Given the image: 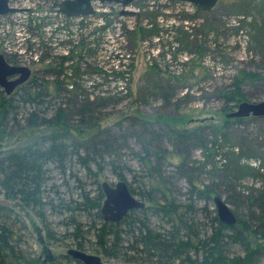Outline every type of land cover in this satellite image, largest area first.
I'll list each match as a JSON object with an SVG mask.
<instances>
[{
    "label": "rangeland",
    "instance_id": "1",
    "mask_svg": "<svg viewBox=\"0 0 264 264\" xmlns=\"http://www.w3.org/2000/svg\"><path fill=\"white\" fill-rule=\"evenodd\" d=\"M10 2L21 10L0 15V53L5 60L28 66L30 79H58L61 88L73 90L65 91L66 97L77 94L76 100L88 98L103 104L104 116L95 129L62 131L72 135L81 152L96 130L119 140L117 151L103 152L98 183L96 176L74 161L64 173L51 168L44 195L54 204L69 201L75 207L83 191L93 197L102 181L114 185L123 180L112 172L111 166L116 165L128 188H133L135 197L147 205L145 198L136 194L145 190L143 182L147 180L141 158L143 147L150 143L151 147L156 135L161 149H173L165 135L168 124L164 123L168 121L164 118L174 120V128L204 126L205 131L199 133L206 148L191 151L184 171L176 168V156L168 154L170 160L160 162L171 190L169 198L181 209L192 199L196 219L204 223L201 230L208 232L217 216L213 196L210 200L190 197L189 179L199 185L211 181L221 185L218 196L235 214L237 231L243 234L241 242H227L225 263L236 264L245 257L244 247H251L257 251L254 264H264V244L257 248L261 240L256 241L245 230L256 227V218L264 216L249 200L250 196H259L260 190L264 194V117L249 116L244 122H235L222 111L219 95L240 76V70H262L264 0H219L211 11L179 0H132L126 6L95 1L94 13L84 18L57 13L53 0ZM242 87L248 97L245 101L264 100L263 80L245 81ZM27 109L28 105H19L11 115V123L22 122ZM210 126L218 131L212 132ZM55 130L21 128L3 139L0 148L24 146ZM149 158L156 161L152 154ZM234 160L237 170L232 182L224 184L220 174L228 172ZM0 204L19 214L13 217V224L10 221L19 238L15 244L17 255L5 264H77L67 255L68 249H79L68 225L72 216L80 222L85 236L82 251L99 255L107 264H143L106 257L97 236L101 226L97 222L95 225L92 213L79 209L72 213L61 207L56 212L47 208L40 216L1 196ZM148 211L153 225H170Z\"/></svg>",
    "mask_w": 264,
    "mask_h": 264
},
{
    "label": "trees",
    "instance_id": "2",
    "mask_svg": "<svg viewBox=\"0 0 264 264\" xmlns=\"http://www.w3.org/2000/svg\"><path fill=\"white\" fill-rule=\"evenodd\" d=\"M58 3L59 0H53L56 9ZM56 12L58 13V10ZM32 19L35 20L34 17ZM37 28H41V25H38ZM261 61V72L240 70V76H236L231 85L219 91L223 100L222 111L231 112L239 102L248 100L242 87L245 81L253 83L264 81V56ZM60 83L58 79L38 81L36 78H29L10 94H6L0 88V142L3 139H9L14 132L21 128L41 127L57 130L47 135H41L24 146L0 148V196L4 200L19 202L23 207L37 211L40 216L45 213L47 208L56 212L62 210L61 207L72 213L75 209L88 212L89 215L92 213L95 225L97 222L101 226L98 227L99 231L97 232L101 251L109 258L126 262L139 261L143 264H226L227 242L230 240L241 242L243 234L237 231L236 224H225L217 216H214L210 230L202 231L201 227L204 223L196 219L193 200L188 201L182 210L169 198L171 190L166 184L164 171L160 165L163 159L170 160V157L167 156L170 154L177 157L176 168L184 171L186 169H184V164L186 165L190 159L191 151L196 148H206L204 138L199 133L205 131L204 126L174 128V120L164 118L169 122L164 121L166 123L164 125L168 124L165 135L172 141L173 149L170 151L161 149L159 146L161 141L156 135H153L152 140L153 145H157L155 148L153 145L149 146L151 143L143 147L144 154L141 158L144 161L147 180L143 182L145 190L136 194L145 198L148 204L143 208L130 210L118 222L104 221L100 213L104 194L99 184L96 188L97 193L93 197L83 191L75 207L70 206L71 202L69 201H67L68 203L59 201L54 204L52 199L44 195L47 174L51 168H56L64 173L67 166L76 161L86 173L96 176L97 181V176L103 169L101 163L103 152L112 153L119 149V140L111 137L108 133H103L104 130L92 132L88 138L90 143H87V146L84 147L85 151L82 152L72 139V135L63 133V130L67 128L77 132L81 129H95L104 115L101 112L103 104L98 100H89L88 98L76 100L77 94H70L66 97L65 91L69 93L73 90L61 88ZM19 105H28V109L22 122L18 120L19 124L11 123V115L15 114L14 111ZM248 118L231 119L240 123ZM210 129L212 132L218 131L214 127ZM150 154L156 161L150 160ZM234 161H231L228 172L220 174V180H223L224 184L233 179V172L237 170L238 163L235 161V164ZM111 167L112 172L117 173L119 178L124 180L123 172L117 171L119 167L117 168L116 165ZM189 183L193 194L190 195L192 198L198 196L210 200L212 196L221 193V185L214 184L212 181L199 185L189 179ZM129 191L133 195L135 194L133 188L129 187ZM249 198L250 203L258 207L259 213L264 215V194L262 191H259V196H250ZM148 210H151L153 215L166 219L170 225L166 227L153 225L150 215L147 213ZM17 215H19L18 212L11 207L0 204V264H5L9 257L15 258L17 255L15 244L19 238H16L12 225L13 217ZM254 223L256 227L245 228V230L256 241L261 240V243L258 242L255 245L260 248L259 246L264 244V216L256 218ZM68 225L72 226L71 235L75 239L77 247L80 250L83 249L85 236L81 230L80 222H77L72 216ZM243 226L247 227V224ZM242 231L244 232V230ZM244 248L245 257L238 259L236 264H254L253 256L257 251L251 247ZM18 256L20 257V255ZM73 260L77 264H82L79 260Z\"/></svg>",
    "mask_w": 264,
    "mask_h": 264
},
{
    "label": "water",
    "instance_id": "3",
    "mask_svg": "<svg viewBox=\"0 0 264 264\" xmlns=\"http://www.w3.org/2000/svg\"><path fill=\"white\" fill-rule=\"evenodd\" d=\"M119 3L123 6L128 5L132 0H60L58 11L70 16H87L94 13L93 3ZM187 1L197 5L203 11H211L219 0H179ZM20 11L11 5L10 0H0V15ZM126 12V11H124ZM31 75V70L25 65H14L5 60L0 53V87L6 94H10L20 84L26 82ZM264 117V100L258 102L242 101L238 103L235 110L227 113V117ZM104 194L101 203L100 212L104 221L118 222L124 218L130 210L143 208L145 203L136 198L127 186L124 180H118L114 185L104 180L100 183ZM212 200L215 204L218 219L225 224H235L237 219L232 210L218 195H214ZM67 255L79 260L82 264H107L99 255L86 253L80 249L70 248Z\"/></svg>",
    "mask_w": 264,
    "mask_h": 264
},
{
    "label": "flooded vegetation",
    "instance_id": "4",
    "mask_svg": "<svg viewBox=\"0 0 264 264\" xmlns=\"http://www.w3.org/2000/svg\"><path fill=\"white\" fill-rule=\"evenodd\" d=\"M68 18H76V17H68ZM80 18H84V17H80Z\"/></svg>",
    "mask_w": 264,
    "mask_h": 264
},
{
    "label": "bare ground",
    "instance_id": "5",
    "mask_svg": "<svg viewBox=\"0 0 264 264\" xmlns=\"http://www.w3.org/2000/svg\"><path fill=\"white\" fill-rule=\"evenodd\" d=\"M10 13V12H9ZM5 14H7V13H5ZM2 15H4V14H2ZM101 213V212H100Z\"/></svg>",
    "mask_w": 264,
    "mask_h": 264
}]
</instances>
